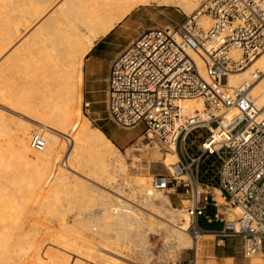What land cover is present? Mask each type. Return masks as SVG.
Here are the masks:
<instances>
[{
	"label": "bare ground",
	"instance_id": "bare-ground-1",
	"mask_svg": "<svg viewBox=\"0 0 264 264\" xmlns=\"http://www.w3.org/2000/svg\"><path fill=\"white\" fill-rule=\"evenodd\" d=\"M199 2L200 0H0V53L20 35L22 36L23 29L30 30L31 26H34V30H30L32 32L29 31L30 35L22 42L32 44V38L36 36L38 31L41 30L42 32L43 27H47L42 32L43 35L41 32L38 34L41 37L40 41L37 39L38 36L34 39L36 46L34 45V51L32 48L31 51L36 57H33V65L30 68L27 67L31 71V75H27L26 82L29 83V88L39 85L48 87V93L42 97L41 101L30 102L28 100L29 88L20 91L13 90L12 86L9 87L11 84L8 82L9 80H4V87L0 86L1 100L8 101L9 105L16 106L24 111L29 119L39 123L36 124L31 120L25 121L23 119L25 122H19L20 126L16 129L13 139H11L15 143V152L19 157L18 159L21 160L22 165L20 167H22L24 173L19 172V176L14 174L15 177L9 180L5 178V176H8L7 172L0 170V264H90L86 260L90 261V257H93V255L84 250L87 244L84 241L81 242V238L75 240L65 234L68 228L74 229L73 225L70 226L68 214H64L68 209L70 211L69 205L71 204L67 205L68 208H65L67 210L58 214V209L60 211L64 208L61 204L62 201L58 198V190L63 185L62 188H64L66 184H69L70 187V184L79 178L75 177L74 173L76 174V172L78 173L77 176L83 175L80 172L88 174L87 176L96 175L100 177L102 173H107L104 176H110V169H112L116 160L120 161L121 155L118 152L119 149L104 131L100 128H92L89 120L81 112L80 102L83 95L82 68L85 59L96 42L109 35L138 6L157 4L158 6L177 7L190 15ZM205 18L203 22L207 26L208 20ZM36 39L38 42L35 41ZM30 40L32 41L30 42ZM40 46L44 48L42 51H39L42 48ZM18 56H16V59L14 58L16 63L13 64L14 66L20 65L22 68V63L28 62L25 61L28 58H25L27 55L23 57L21 53L17 59ZM255 61L256 63H254ZM10 68L11 66H9ZM21 68L20 70H22ZM27 69H24L23 66V71ZM258 70L264 73V52L253 61L252 65H248L241 74L230 73L227 87L239 88L244 86L248 89L252 84H255L254 80L260 77L255 74ZM250 95H252L257 108L260 111L263 110L261 115L264 116V76L253 87ZM183 106L188 110L201 109L203 108V101L197 98L186 99L183 101ZM12 109L15 110V108ZM74 112H77L76 118H74ZM236 114V110L232 109L227 115V119L224 120L225 123H228V119L231 120ZM29 124L38 126L45 133L46 145L42 150L32 148L31 141H29ZM42 130L39 133H43ZM0 136V163H2V159L5 157L2 147L4 146L3 143L6 142L4 139L6 135H3V137L0 133ZM63 138L67 142L71 139L70 141H73V144L71 143L70 150L66 152L65 163L62 162L59 165L57 160L60 154L68 149L66 148L67 144L70 146V141L65 145L66 141ZM220 138L221 135L218 133L216 139ZM215 142L217 141L215 140ZM170 149L175 152H168L164 158V163L172 171L178 160V154L174 146ZM13 158L15 160V157ZM108 179L110 178L108 177ZM101 180L103 178L99 181ZM136 182L145 192L147 196L143 195L145 199L149 198L153 201L154 198L159 197L161 200L164 199L166 203H172L168 195H163V197L159 189L148 184L144 179H137ZM91 186H93L92 188L97 187V185L96 187ZM71 187L73 186L71 185ZM113 191L118 194V191ZM110 192L103 188H97L99 199L97 207L94 209L89 207L90 210L86 212L83 210L86 220L92 222L91 229L87 228L94 234H96V228L94 227L98 224L108 229V232L111 229L114 230L116 238L113 239L110 236L107 241L118 246L129 244L131 241L129 238L134 234L143 238L146 231L142 229L144 217L133 210L129 203H124V200L120 198L121 196L112 195ZM132 198L134 199V197ZM136 199L139 201L138 198ZM74 204L76 203L74 202ZM79 205H75V207L78 206L82 210L83 208ZM234 210L238 212L237 208H234ZM220 214H223V212L221 211ZM50 215L54 217L52 218ZM78 215H81V213ZM95 222L98 224H95ZM55 225H58L60 229L57 230L56 228L55 230ZM174 227L175 239L179 242V245L185 243L182 237L187 234L188 225L184 227L175 225ZM76 231L75 233L78 235ZM127 234L129 235L127 240L125 237L121 239L120 235L127 236ZM103 235L101 236L100 233L98 236L102 239ZM87 238L89 240L88 236ZM46 242L53 246L48 245L47 247ZM197 243L195 242V244ZM138 245L141 246L142 244ZM145 253L148 252L145 251ZM92 259L95 260V257ZM118 259L113 256L105 261L112 260V262L118 264V261H116Z\"/></svg>",
	"mask_w": 264,
	"mask_h": 264
},
{
	"label": "built area",
	"instance_id": "built-area-1",
	"mask_svg": "<svg viewBox=\"0 0 264 264\" xmlns=\"http://www.w3.org/2000/svg\"><path fill=\"white\" fill-rule=\"evenodd\" d=\"M263 52L264 0H206L180 24L143 30L113 59L107 77L110 119L123 127L144 125L149 138L175 147L174 169L155 185H183L193 241L203 237L201 218L220 221L219 240L240 237L245 258H264V116L249 89L227 85L230 73ZM191 98L201 99L203 108L186 109L183 101ZM232 109L237 114L225 123ZM30 141L36 150L46 145L38 130ZM213 158L219 163L210 176ZM212 188L221 191L228 218L220 215ZM188 263L198 264L197 255Z\"/></svg>",
	"mask_w": 264,
	"mask_h": 264
},
{
	"label": "rangeland",
	"instance_id": "rangeland-1",
	"mask_svg": "<svg viewBox=\"0 0 264 264\" xmlns=\"http://www.w3.org/2000/svg\"><path fill=\"white\" fill-rule=\"evenodd\" d=\"M205 1L206 0H200L199 4L196 7H194V9L191 12H193ZM187 15H189V13L177 7L158 6L157 4L140 5L136 7L131 12V14H129L109 35L103 37L102 39H99L96 42L95 46L97 44H100L101 42L104 43L99 45L95 50H94L95 47L94 46L93 49L88 54L87 58L85 59V64L82 68L83 95L80 102L81 112L83 116H85V118L89 120L92 128H100L101 130L105 131L104 133L107 136H109L112 142L116 145V147L119 149V151L118 150L117 151L121 155L120 161L116 160V162H114L113 164L112 169H110L111 170L109 173L110 176H108L110 179H108L107 176H104V174L107 175V173H102L101 176L98 177L96 175L87 176L88 174L83 172H80L83 174L82 176H80L81 174L77 176L78 173L76 172V174L74 173V175L75 177H79V178H77V180H75L72 184H70V187L69 184H66L64 188H62L64 185L60 187L62 190L61 189L58 190V195H59L58 198L62 201L61 204L64 206V208L62 207L63 210L59 211L58 209V214L63 213L62 211L64 210H67L65 208H68L67 205L71 204L69 205L70 211H68L69 210L68 209L66 212H64V214L66 215L68 214L70 218L69 219L70 226L72 227L73 225L74 229L68 228L65 231V234L67 236L69 235L68 237H71L75 240H77V238H81V242L84 241V243L87 244L84 250L87 251V253H89L90 255H93V257H95V260L92 259L93 257H90V261L86 260L90 264L93 263L115 264L116 262L114 261L112 262V260L105 261L107 258L113 256L114 258H119L118 260H116L118 261V264H121L122 262H124L122 264H189L188 262L195 256V254L197 255L198 264H204L203 257L204 255L207 254V250L210 247V244L207 241H205V239L207 240V239L215 238L214 236H203L199 240V242L195 244V242H193L190 231L187 230V234L183 235L182 237V240L185 243L179 245V242L175 239L176 236H175L174 226L176 225L177 227L180 226L184 227L188 225L189 228L191 224V220L187 212V205L189 203L187 199H189V195L185 194V188L183 187V185L175 186L172 188H157L155 185L157 178L166 177L170 175V168L164 163V158L168 152H175V151H172L170 148L165 147L159 144L158 142H156L155 140L149 138L148 135L145 133L144 125H138L135 127H123L118 125L117 123H115L110 119L107 110L106 74L109 72L108 68L110 65V61L116 55V53L121 49H124L132 40L137 38V36L143 30L157 26H175L177 24H180L187 17ZM42 17L44 18V15ZM31 27L30 30H34L33 29L34 26ZM43 29L45 30L47 29V27H43ZM30 30L23 29L22 36L20 35L14 42L9 44L8 47L0 53V80H1L0 86L1 87H4L3 85H5L4 80H9L8 82L11 84L8 85L9 87L12 86L13 90L15 89L17 91H20L22 89L29 88L30 85L28 82H26V78L27 75H31L30 73L31 71H29L28 69L33 65V61H34L33 57H36V55L33 53L34 51L33 48L36 46L34 39L36 36H38L37 38L38 40L41 39V37H39L40 35H38L41 32L40 30L38 31L36 36L32 38L33 41L30 40V42L32 41V44L22 43L26 39V37L30 35V33L32 32ZM24 33L26 35V36L24 35L25 38H23ZM37 39L35 40L36 42H38ZM24 44L26 45L28 44L29 46L31 45L32 47H29L28 45L26 46ZM31 48L33 49V51H31ZM40 48L41 49H39V51H42L44 49L43 46H40ZM19 50L22 52H20ZM20 53L23 54V57L27 55V57L25 58L28 59H25V61L27 60L28 62H30V63L25 61H24L25 63L21 62L23 64V65L21 64L22 68L20 65L14 66L13 64L16 63L15 62L16 56L18 55L20 56ZM43 53L45 54L44 51ZM10 56L13 57L10 58ZM19 56L17 57V59L19 58ZM254 63H256V61ZM9 66H11L10 69ZM23 66L24 69H27V67L29 68L23 71ZM20 68L22 70H20ZM92 70L95 71L93 75L91 74ZM243 71L244 70H242L237 74H241ZM262 76H264V73H261L260 77L254 80L255 84H252L248 88L249 94L252 93L253 87H255L256 83H258L261 80ZM31 87L32 88H29L30 92H28V100L30 102L41 101L42 97L48 93L47 86L39 85L36 87L35 86L34 87L31 86ZM250 96L252 97V95ZM2 100L0 99V131H1L0 133H2V136L6 135V137L4 138L6 142L3 143L4 146L2 147V150L5 152V157L2 159V163H0V170L3 172H7L6 174L8 176H5V178L11 180L15 177L13 176L14 174L18 175L19 172L24 173V171H22L23 170L22 167H20L22 165L21 160L18 159L19 157L15 152V148H16V146L14 145L15 143H13L14 141L11 140L13 139L12 137H14L15 135L16 129L20 126L19 122H23L24 120L25 121L31 120L36 124L39 123L33 121L32 119H29V116H26L27 114L24 113V111H22L21 109L17 108L16 106H12V104L9 105L10 103L8 104L7 103L8 101L6 102L5 100L3 101ZM12 108H15V110ZM262 112L263 110L260 111L261 114ZM73 115L74 118H76L77 112H74ZM29 126H30L29 141H30L31 134L35 130L39 131L41 128L32 124L31 125L29 124ZM41 130L39 132H41ZM42 134L44 135L45 133L43 132ZM62 135L64 134L62 133ZM65 136L67 137V135ZM199 138L201 137H198V139ZM63 139L64 141H66L65 145L71 140L70 139L67 142L65 138ZM69 143L70 146L68 144H67L68 146L66 145V148L68 149H65L63 154L61 153L60 157L57 160V162H59L58 163L59 165L62 162H64V160H66L65 159L66 152L67 150H70L73 141H70ZM13 157H15V160ZM218 163H219V158H213L210 162H208L207 164V168H209L208 175L210 176L215 175ZM112 172L116 174L114 175ZM93 176L94 178H92ZM99 178L100 179L103 178V180L99 181L100 180ZM137 179L140 180L144 179L145 182L153 185L156 189H159L161 191L159 192L161 193L162 196L168 195L172 203L171 204L166 203L164 199L161 200L159 197L154 198L153 201L149 200V198L145 199V197L147 196L145 192L142 190L139 183L136 182ZM83 180L84 182H82ZM90 181L92 184L90 183ZM112 184L113 186H111ZM71 185L73 187H71ZM91 185H94V187H96L97 185V187L92 188L93 186ZM99 187L105 189L107 192H110L112 190L110 192V194L112 195L117 194V192L115 193L113 190L118 191V194L116 196L119 197L121 196L120 198L124 200V203H129L131 205L130 207L133 210H135L139 215L144 217L142 229L146 231L144 232L145 234L143 238H141V236L139 235L134 234L133 235L134 237L132 236L133 238L132 237L129 238V240H131L129 244H126V246L125 245L118 246L111 244V242L107 241V238L110 236H112L113 239L116 238L115 236L116 233L114 230L111 229L108 232V229H106L104 226L101 227L100 224L96 222L95 224L99 225V226L96 225L94 227L96 228V232H95L96 234H94L91 230H89L91 229L92 222L86 220L87 218L85 217L84 213L87 210H90V208L94 209L97 207V203L99 202L97 196V188L100 189ZM60 191H62L60 193L61 195L59 194ZM211 191L219 203V211L223 212V214L220 215L222 217L228 218L230 216V212L226 211V201L222 198L221 191L214 188H212ZM65 192L66 195L68 196L65 195ZM140 192L142 193V195ZM76 194L78 195L76 196ZM78 196L79 197L81 196V198L79 199ZM132 197H134V199ZM136 198H138L139 201ZM70 199H71V203H70ZM74 202L76 204H74ZM81 203L83 204L81 205ZM150 203H152V205H150ZM75 205H79L83 209L81 208L82 210H80V208L78 206L75 207ZM85 206L87 207V209ZM214 209H215L214 207H211L209 213L214 211ZM79 213H81V215H78ZM50 217L53 218L54 216L50 215ZM200 222H202L203 225L207 224L206 219L204 218H201ZM84 223L86 224L85 225L86 227L84 226ZM54 227L55 230L56 228L57 230L60 229L58 228V225H55ZM74 230L75 231L78 230L76 231L78 235H76ZM78 232L82 235V237L81 235L79 236ZM99 232L101 233V236L105 234L103 235L102 239L100 238V236H98L100 235ZM91 234L92 237L90 238ZM87 236L89 237V240ZM104 236L106 237L104 238ZM128 236H129L128 234L127 236L120 235L121 239L125 237L126 240ZM93 237L97 240H95ZM135 237H137L138 240ZM139 239L141 240V242ZM78 240L80 241V239ZM138 244H142L143 246L142 245L139 246ZM45 245L48 247V245L51 246L52 244L46 242ZM223 247H224V254L230 257L228 259L227 264H257V262L254 260H260L261 264H264V258L261 256H255L252 258H245L243 256L240 237H224ZM145 251L148 253H145ZM100 256L106 259L103 260V258ZM103 261L106 263H104Z\"/></svg>",
	"mask_w": 264,
	"mask_h": 264
},
{
	"label": "crops",
	"instance_id": "crops-1",
	"mask_svg": "<svg viewBox=\"0 0 264 264\" xmlns=\"http://www.w3.org/2000/svg\"><path fill=\"white\" fill-rule=\"evenodd\" d=\"M104 42H101L100 44H97L94 47V50L101 45ZM123 49H121L120 51H118L116 53V55L111 59L110 61V65L111 62L113 61V59L122 51ZM109 65V68H110ZM108 68V71H109ZM95 73L94 70L91 71V74L93 75ZM109 73V72H108ZM108 73L106 74V76L108 77ZM213 206H209L208 208V214L213 215L216 211V209H214V211H212L211 213H209L210 208ZM207 222V221H206ZM201 227L204 230V234L203 236H214V239H205V241H207L210 244V247L207 250V254L204 255L203 257V261L204 264H227L228 259L230 258L228 255L224 254V242L220 241L219 237H218V231L222 228V223L220 221H214L212 223H208L206 225H203L202 222H200ZM257 262V264H261L260 260H254Z\"/></svg>",
	"mask_w": 264,
	"mask_h": 264
},
{
	"label": "trees",
	"instance_id": "trees-1",
	"mask_svg": "<svg viewBox=\"0 0 264 264\" xmlns=\"http://www.w3.org/2000/svg\"><path fill=\"white\" fill-rule=\"evenodd\" d=\"M105 132V131H104ZM109 137V136H108Z\"/></svg>",
	"mask_w": 264,
	"mask_h": 264
}]
</instances>
